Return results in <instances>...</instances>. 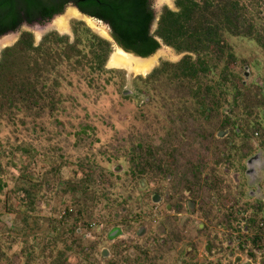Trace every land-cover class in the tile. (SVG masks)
Listing matches in <instances>:
<instances>
[{
	"label": "rangeland",
	"instance_id": "374dc122",
	"mask_svg": "<svg viewBox=\"0 0 264 264\" xmlns=\"http://www.w3.org/2000/svg\"><path fill=\"white\" fill-rule=\"evenodd\" d=\"M150 1L155 30L162 8H177L175 0ZM239 1L253 33H224L235 59L216 61L201 91L224 72L237 80L229 75L222 83L220 108L207 117L198 113L190 83L138 79L185 52L162 43L145 72L113 63L115 43L76 8L66 9L61 16L74 14L61 23L58 16L0 37L1 55L23 31L35 45L49 32L72 40V23L82 21L111 43L105 67L113 70L99 75L89 67L83 38L84 64L56 66L64 75L57 110L0 114V264H53L65 248L67 264H264V0ZM226 115L232 123L223 125ZM85 124L93 130L81 132ZM239 125L243 130L235 135ZM137 142L158 148V157L170 161L168 175L130 177L128 149ZM86 174L97 189L84 198L76 188ZM77 197L90 205L81 218Z\"/></svg>",
	"mask_w": 264,
	"mask_h": 264
},
{
	"label": "trees",
	"instance_id": "16d2710c",
	"mask_svg": "<svg viewBox=\"0 0 264 264\" xmlns=\"http://www.w3.org/2000/svg\"><path fill=\"white\" fill-rule=\"evenodd\" d=\"M21 1L27 6L35 0ZM72 1L83 13L106 22L116 42L126 51L147 57L154 54L163 43L177 52H185L179 61H163L146 77L139 76L138 79L145 83H155L162 76H166V81L190 83V96L197 100V111L204 117L210 114L212 107L216 110L220 108V95L217 92L225 95L226 85L222 83L232 75L230 72H224L225 76L220 82H216V85L205 84L204 91H201L204 77L218 65L216 61L225 57L228 65L235 59L225 41L224 33L250 36L254 28L246 19L239 0H207L203 4L198 0H175L177 10L164 6L158 16L155 30H152V25L156 16L150 0ZM13 4L14 0H0V35L4 31H15L20 27L19 20L13 22V17L18 15ZM28 22H31L30 18ZM72 30V40L68 35L49 32L37 45L34 44L32 33L23 31L13 45L3 48L0 55V114L21 110L37 114L43 108H49L52 112L57 110L61 100V94L59 97L58 92L64 75L56 66L61 61H67L76 67L84 64L86 55L80 46L83 38L88 41L90 47L89 67L99 75L113 71L105 67L112 51L111 43L92 32L82 21H74ZM225 68L227 69V66ZM51 73L53 80L49 78ZM232 76L237 80L235 75ZM90 81L95 82V78ZM233 84L237 86L236 83ZM237 94L238 98H241L240 86H237ZM208 97H212L209 102ZM249 106L245 105V108L248 109ZM226 123H232L229 115L221 121L223 125ZM90 130H93V126L85 124L81 126L80 131L87 133ZM242 130L241 125L236 126L234 134L238 135ZM142 143L137 142L128 149L131 152L128 171L130 177L138 181L156 178L161 174L168 175L170 161L158 157V148ZM123 148L125 146L120 147L122 150ZM168 155L174 158L172 152H168ZM194 172V176L199 173L196 170ZM85 178L83 184L76 189L80 191V196L87 198L89 192L95 193L97 185L92 174H86ZM4 185L0 182V191ZM101 197H94L91 200L93 205L99 203ZM86 200L80 197L75 199L76 203H79L76 212L80 218L90 208ZM67 263L66 248L57 250L53 264Z\"/></svg>",
	"mask_w": 264,
	"mask_h": 264
},
{
	"label": "flooded vegetation",
	"instance_id": "af4514ba",
	"mask_svg": "<svg viewBox=\"0 0 264 264\" xmlns=\"http://www.w3.org/2000/svg\"><path fill=\"white\" fill-rule=\"evenodd\" d=\"M73 6L77 7L72 0H35L34 3L27 6L21 0H14L13 8L18 12V15L13 17V22L19 20L20 27L23 25L48 24L61 16L66 9ZM28 18L31 19V22H28ZM18 29L4 31L0 36L14 34Z\"/></svg>",
	"mask_w": 264,
	"mask_h": 264
},
{
	"label": "bare ground",
	"instance_id": "6f19581e",
	"mask_svg": "<svg viewBox=\"0 0 264 264\" xmlns=\"http://www.w3.org/2000/svg\"><path fill=\"white\" fill-rule=\"evenodd\" d=\"M72 13L71 11L64 16H60L57 19L58 23L63 22L64 18L66 16H71ZM86 18V17H84ZM88 23L91 24L94 28L100 30L106 37H108L98 26L97 24L90 18H86ZM161 52H158L156 55L142 59L139 57H135L129 54H126L121 48H117L114 52V54L111 57V61L116 64H128L132 67H134L135 71H141L145 72L160 56Z\"/></svg>",
	"mask_w": 264,
	"mask_h": 264
},
{
	"label": "water",
	"instance_id": "95a60500",
	"mask_svg": "<svg viewBox=\"0 0 264 264\" xmlns=\"http://www.w3.org/2000/svg\"><path fill=\"white\" fill-rule=\"evenodd\" d=\"M151 6H152V3H151ZM74 8H76V10H77V12L80 14V16H82V17H86V18H90V19H92L96 24H97V26L108 36V38H110V40H112L114 43H115V45H116V47L117 48H121L126 54H129V55H132V56H135V57H139V58H142V59H145V58H148V57H150V56H147V57H142V56H139V55H136L135 53H132V52H129V51H126L123 47H121L119 44H118V42H116V40L114 39V37H113V35H112V33H111V28H110V26L106 23V22H103L102 20H99V19H96V18H94V17H92V16H89V15H87V14H85V13H83L82 11H80L77 7H75V6H73V7H71V8H68V9H74ZM153 8V7H152ZM37 25H41V24H34V25H32V26H37ZM152 27H153V25H152ZM7 35V34H6ZM4 36V35H3ZM0 37H2V36H0ZM158 50V49H157ZM153 55V54H152Z\"/></svg>",
	"mask_w": 264,
	"mask_h": 264
},
{
	"label": "built area",
	"instance_id": "2783aa9c",
	"mask_svg": "<svg viewBox=\"0 0 264 264\" xmlns=\"http://www.w3.org/2000/svg\"><path fill=\"white\" fill-rule=\"evenodd\" d=\"M259 227L262 229V237L264 238V226H263V222H261L259 224Z\"/></svg>",
	"mask_w": 264,
	"mask_h": 264
}]
</instances>
